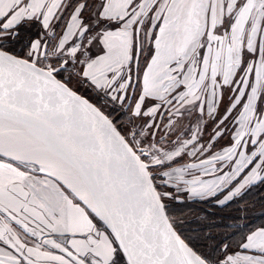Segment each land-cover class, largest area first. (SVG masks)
<instances>
[{"label":"snow or ice","instance_id":"obj_1","mask_svg":"<svg viewBox=\"0 0 264 264\" xmlns=\"http://www.w3.org/2000/svg\"><path fill=\"white\" fill-rule=\"evenodd\" d=\"M0 264H264V0H0Z\"/></svg>","mask_w":264,"mask_h":264},{"label":"rangeland","instance_id":"obj_2","mask_svg":"<svg viewBox=\"0 0 264 264\" xmlns=\"http://www.w3.org/2000/svg\"><path fill=\"white\" fill-rule=\"evenodd\" d=\"M251 198H252V199L256 198V193H253ZM258 210H259V209H258Z\"/></svg>","mask_w":264,"mask_h":264},{"label":"trees","instance_id":"obj_3","mask_svg":"<svg viewBox=\"0 0 264 264\" xmlns=\"http://www.w3.org/2000/svg\"><path fill=\"white\" fill-rule=\"evenodd\" d=\"M255 199V198H254Z\"/></svg>","mask_w":264,"mask_h":264}]
</instances>
